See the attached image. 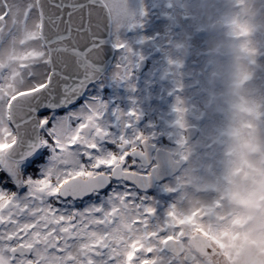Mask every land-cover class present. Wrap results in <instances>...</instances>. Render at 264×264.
Returning <instances> with one entry per match:
<instances>
[{"label":"snow or ice","instance_id":"6c2138e0","mask_svg":"<svg viewBox=\"0 0 264 264\" xmlns=\"http://www.w3.org/2000/svg\"><path fill=\"white\" fill-rule=\"evenodd\" d=\"M139 23L128 0H0V264H164L154 145L99 94L102 33L128 80Z\"/></svg>","mask_w":264,"mask_h":264},{"label":"flooded vegetation","instance_id":"af4514ba","mask_svg":"<svg viewBox=\"0 0 264 264\" xmlns=\"http://www.w3.org/2000/svg\"><path fill=\"white\" fill-rule=\"evenodd\" d=\"M213 3L215 0H160V4L157 1V6L172 8L175 4L180 8L178 16L171 14L167 22L162 18L163 8H154L156 3L152 2L149 10L155 14L153 17L158 23L165 22L169 30H174L176 24L185 25L190 32L179 34L181 26L172 33L139 34L128 28L127 32H123V39L133 50L128 58L131 77L128 80L113 78L109 85L104 84V77L100 80L101 97L113 110L119 108L127 113L136 109L139 112L140 119L133 121V127L128 129L129 134L143 132L147 135L154 145L151 148L154 159L157 152L165 151L172 162L182 163L175 175L157 183L149 193L161 205H168L167 212L172 214L166 216L164 221L170 225L167 228L170 242L162 246L165 249L162 255L155 254L164 264H219L214 256L221 259V250L216 247L210 235L219 234L223 228L222 223L228 226V220L237 217L231 212L225 213V199L218 188L223 149L218 137L223 115L217 110L212 96L214 84L209 49L211 38L215 35L213 22L218 18L216 8L211 7ZM216 7L220 5L216 4ZM210 15L212 20L209 21ZM173 18L175 24L170 23ZM196 21H200L203 26L199 28L189 25ZM204 27H209V30L199 32ZM205 38L209 41H200ZM259 39L256 81L262 88L264 35ZM205 46L208 48L203 49ZM125 56L123 50H116L110 68L117 71V65L125 62ZM203 81L209 88L208 92L204 91ZM190 89L199 90L195 93L186 92ZM204 92L208 99L201 104ZM170 113L173 115L164 119ZM186 190L191 191L195 198L200 195L201 200L204 196L220 202L221 207L217 203L207 209L201 205L193 207L190 203L194 198H187ZM234 222L228 229V245L234 242L233 238L239 233L238 229L232 227ZM172 246L176 253L171 250Z\"/></svg>","mask_w":264,"mask_h":264},{"label":"clouds","instance_id":"9594fccd","mask_svg":"<svg viewBox=\"0 0 264 264\" xmlns=\"http://www.w3.org/2000/svg\"><path fill=\"white\" fill-rule=\"evenodd\" d=\"M211 7L218 12L212 96L223 115L218 188L228 210L246 221L238 264H264V91L256 81L264 0H215Z\"/></svg>","mask_w":264,"mask_h":264},{"label":"rangeland","instance_id":"374dc122","mask_svg":"<svg viewBox=\"0 0 264 264\" xmlns=\"http://www.w3.org/2000/svg\"><path fill=\"white\" fill-rule=\"evenodd\" d=\"M157 1H158V4H160V0H128L130 11L131 12H135L136 11V13H137L136 19L140 22L137 27L131 29V32L143 34V33H150V32L172 33V31L173 32L174 31H178V29L169 30V25L168 26L165 25V22L154 23V21H155L154 18H153L154 20L152 21V17L155 14H151L152 10L149 11V7H150L152 2L156 3L154 5V7L157 6L158 5ZM172 1H175V0H172ZM160 8H163V17L162 18L165 21H167V22H169L168 20L171 19V16H170L171 14L174 15V17L178 16V12H179V9H180L175 4H174V6H172L173 9L171 8V6H169V7L167 6L166 7L165 5H164V7L160 6ZM158 9H159V7H158ZM144 12H148L147 15H142V13H144ZM143 18H145L144 22L142 21ZM175 22H176L175 18H173V20L170 21V23H172V24H175ZM148 24L151 26V28H147L146 27V25H148ZM189 25L191 27L192 26H199V28H201V26H203V25H201L200 21H196L194 23H189ZM178 26H181V25L177 24L176 28ZM184 28H186V29H184ZM187 28L188 27L185 26V25L181 26V31H179V34L182 35L186 31L190 32V29H187ZM148 29H151V30H148ZM126 30H128V28L122 29L120 34H119L120 38L122 40H124L123 39V32H127ZM203 30L208 31L209 27H204L199 32H202ZM140 36H142V35H138V37H140ZM135 37H137V36H135ZM114 41H115V36L112 35V44H114ZM200 41L205 43V42H208L209 40L205 38L204 40H200ZM173 42H176V41H173ZM185 42H186V39H185ZM197 44H198V42H197ZM207 48L208 47L205 46L203 49H207ZM114 49H115V52H116L117 49L116 48H114ZM136 54L140 55V53H136ZM110 69H109L110 71L108 70L107 73L103 76L104 77L103 81H104L105 85H109V83L114 78L115 73L117 72L115 68H113V69L110 68ZM202 85H204V88H205L204 91L208 92L209 88L204 83V81H203ZM261 89H262V91H264V85H263V87ZM198 90L199 89H192V90L190 89V90H188L186 92H188V93H193L194 92L195 93ZM101 94H102V92H100V95ZM203 95H205V96H203ZM207 99H208V95H207L206 92H204L202 94V96H201V100H202L201 104L204 101H206ZM174 104L175 103H173L172 105H174ZM173 113H175V112H173ZM173 113H170V115H165L164 119L165 118H169L170 116L173 115ZM168 121H170V119ZM222 123L223 122H221V124H220L221 126H222ZM218 174H220V173H218ZM185 192L187 193V198H191V197L194 198V199L191 200V203H190V205H192L193 207L201 205V206L205 207V209H207V207H212L215 203L218 204V207H221V203L220 202H216L215 200L211 201L210 199H206L204 196H203V200H201V199H199V198H201L200 195L197 196L199 198H195V197L192 196L191 191L186 190ZM210 202H211V205H209ZM229 212L230 211L227 208L225 213L227 214ZM233 221H235V222H234V225L232 227H234L235 229H238L239 233L237 234V237L233 238L234 242L232 244L228 245L226 243L227 242L226 240L229 237L228 235L230 234V232H228V229L231 227ZM224 223H226V222H224ZM222 225H223V228H222V231L219 234L210 235L212 237V240L215 243L216 247H218L221 250L220 254H219L221 259H217V256L216 257L214 256V258L217 261V263H219V264H229V263L230 264H238L239 251H240V248L242 247V244L244 242V235H243L241 229H243L246 226V221H245V219L243 217H238L237 216V217H234L233 219L228 220V226H224L223 223H222ZM222 250H224L226 253L223 254ZM227 261H229V263H227Z\"/></svg>","mask_w":264,"mask_h":264},{"label":"water","instance_id":"95a60500","mask_svg":"<svg viewBox=\"0 0 264 264\" xmlns=\"http://www.w3.org/2000/svg\"><path fill=\"white\" fill-rule=\"evenodd\" d=\"M102 38L106 41L105 45L103 46L102 52H101V59L98 61L100 64V67L102 69L101 72V78L107 73V71L110 69L111 65L113 64V61L115 59V49L112 44V35L108 30H105L102 33ZM150 150V154H151ZM169 154L165 151H159L156 153L157 162L160 164V171H159V178L156 179L153 182L152 187L149 189V193L153 191L154 186L157 183H161L164 181L167 177H172L175 175L179 168L182 166V163H174L172 160H170ZM174 246L171 247V250H173ZM176 253V252H175Z\"/></svg>","mask_w":264,"mask_h":264},{"label":"trees","instance_id":"16d2710c","mask_svg":"<svg viewBox=\"0 0 264 264\" xmlns=\"http://www.w3.org/2000/svg\"><path fill=\"white\" fill-rule=\"evenodd\" d=\"M158 7H159V9H160V6H157L156 9H158ZM154 8H155V7H154ZM149 11H150V10H149ZM133 13L135 14V16L137 15L136 11L133 12ZM146 13H148V12H146ZM153 18H154V17H152V21L154 20ZM144 19H145V18H143V20H142L143 22L145 21ZM158 22H159V21H157V20L154 21V23H158ZM176 25H177V24H176ZM146 27H147V28H151V26H150L149 24L146 25ZM131 29H132V28H131ZM175 29H177V28L175 27ZM175 29H174V30H175ZM148 30H151V29H148Z\"/></svg>","mask_w":264,"mask_h":264}]
</instances>
